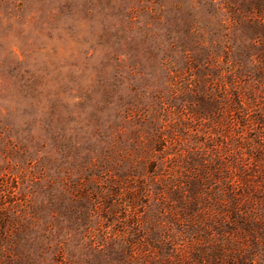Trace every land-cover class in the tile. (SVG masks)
Instances as JSON below:
<instances>
[{"label":"rangeland","instance_id":"obj_1","mask_svg":"<svg viewBox=\"0 0 264 264\" xmlns=\"http://www.w3.org/2000/svg\"><path fill=\"white\" fill-rule=\"evenodd\" d=\"M0 264H264V0H0Z\"/></svg>","mask_w":264,"mask_h":264}]
</instances>
